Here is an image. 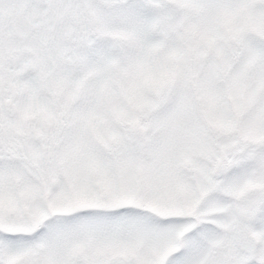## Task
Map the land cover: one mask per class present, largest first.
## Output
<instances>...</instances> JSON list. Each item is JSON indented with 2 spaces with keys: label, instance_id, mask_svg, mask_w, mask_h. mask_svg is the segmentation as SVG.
I'll list each match as a JSON object with an SVG mask.
<instances>
[{
  "label": "snow or ice",
  "instance_id": "1",
  "mask_svg": "<svg viewBox=\"0 0 264 264\" xmlns=\"http://www.w3.org/2000/svg\"><path fill=\"white\" fill-rule=\"evenodd\" d=\"M0 264H264V0H0Z\"/></svg>",
  "mask_w": 264,
  "mask_h": 264
}]
</instances>
